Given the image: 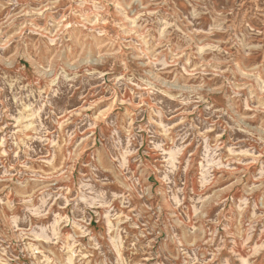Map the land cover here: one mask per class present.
Listing matches in <instances>:
<instances>
[{
	"label": "rangeland",
	"instance_id": "1",
	"mask_svg": "<svg viewBox=\"0 0 264 264\" xmlns=\"http://www.w3.org/2000/svg\"><path fill=\"white\" fill-rule=\"evenodd\" d=\"M0 264H264V0H0Z\"/></svg>",
	"mask_w": 264,
	"mask_h": 264
},
{
	"label": "bare ground",
	"instance_id": "2",
	"mask_svg": "<svg viewBox=\"0 0 264 264\" xmlns=\"http://www.w3.org/2000/svg\"><path fill=\"white\" fill-rule=\"evenodd\" d=\"M27 127V126H26ZM174 150V149H173ZM179 152V151H178ZM178 154V153H177ZM170 158H171V160H175V153L174 152H171L170 153ZM174 162H176V161H174ZM208 164V163H207ZM210 164V163H209ZM170 165V164H169ZM203 168H204V166H203ZM73 257V256H72ZM71 263V262H70Z\"/></svg>",
	"mask_w": 264,
	"mask_h": 264
}]
</instances>
